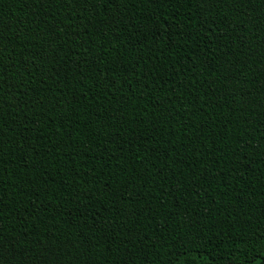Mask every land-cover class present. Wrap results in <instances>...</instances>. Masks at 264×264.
<instances>
[{"label": "trees", "instance_id": "obj_1", "mask_svg": "<svg viewBox=\"0 0 264 264\" xmlns=\"http://www.w3.org/2000/svg\"><path fill=\"white\" fill-rule=\"evenodd\" d=\"M264 264V0H0V264Z\"/></svg>", "mask_w": 264, "mask_h": 264}, {"label": "water", "instance_id": "obj_2", "mask_svg": "<svg viewBox=\"0 0 264 264\" xmlns=\"http://www.w3.org/2000/svg\"><path fill=\"white\" fill-rule=\"evenodd\" d=\"M230 264H233V263H230Z\"/></svg>", "mask_w": 264, "mask_h": 264}]
</instances>
